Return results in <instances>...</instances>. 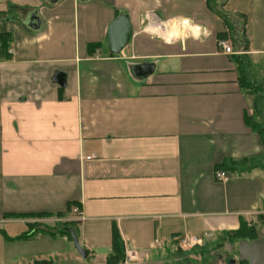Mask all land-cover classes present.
Masks as SVG:
<instances>
[{"label": "crops", "instance_id": "0c3cea01", "mask_svg": "<svg viewBox=\"0 0 264 264\" xmlns=\"http://www.w3.org/2000/svg\"><path fill=\"white\" fill-rule=\"evenodd\" d=\"M226 2L0 0V264H106L114 228L137 264H189L211 243L178 240L204 233L230 255L205 264H264V228L227 241L264 217V146L239 85H264V0L233 15ZM120 16L132 33L112 54ZM228 36L245 43L241 67L218 44ZM58 220L75 222L85 259L45 232Z\"/></svg>", "mask_w": 264, "mask_h": 264}, {"label": "trees", "instance_id": "16d2710c", "mask_svg": "<svg viewBox=\"0 0 264 264\" xmlns=\"http://www.w3.org/2000/svg\"><path fill=\"white\" fill-rule=\"evenodd\" d=\"M220 18L222 19L223 23L227 27V32L229 33V30L231 31V28H234V24L232 23V21H234V18L232 19L230 16L223 15V14L220 15ZM239 40L233 41V45L234 46L241 45V47H243V49H246L244 41L241 40V42H239ZM242 44H243V46H242ZM236 59H237L238 66H240L244 62L239 56ZM247 82H248L247 78L244 75H242V74L239 75V85L242 89L247 88V84H248ZM247 123H248V125H250L249 122H247ZM257 133L262 136V142H263V146H264L263 135L261 134L260 130H257ZM69 212H71V206L67 207V213H69ZM55 216L58 218H61L64 215L63 214H56ZM29 217H32V218H36V217L48 218V217H50V215L49 214H36V215H31ZM259 217H261V216H259ZM261 224H262V226H264V221H262ZM74 225H75L74 222H68V223L64 222V223H61L59 225V227L55 228L54 230L50 229V228H45L44 230L48 234V236H51V237H55L56 235L65 236L69 240H71L68 231L72 230L74 232L76 230ZM256 227L257 226L254 224L246 223L243 221L240 223L238 230L227 235V241L228 240L229 241L234 240V239L254 240L258 237ZM35 233H38V232L36 231ZM111 249H112V252L107 257L106 264H118L123 259L124 253H123V243L121 241L120 235H119L116 228L112 229V232H111Z\"/></svg>", "mask_w": 264, "mask_h": 264}, {"label": "rangeland", "instance_id": "374dc122", "mask_svg": "<svg viewBox=\"0 0 264 264\" xmlns=\"http://www.w3.org/2000/svg\"><path fill=\"white\" fill-rule=\"evenodd\" d=\"M220 1V0H218ZM226 1V0H224ZM229 0H227L226 4H225V9L226 11L232 13L231 15L234 14V8L238 5V3L236 2V0H230V2H228ZM235 19V18H234ZM223 40V39H221ZM226 40V39H225ZM242 59V57H240ZM244 61V59H242ZM243 64L240 65V67L242 66ZM247 91L248 93L251 94V97L254 98V102H253V105L251 104V106L253 107L252 108V111H253V125L254 127L257 129V130H260L261 134L263 135L264 137V85H257V86H252L249 82H247ZM56 217V216H55ZM64 217V216H63ZM36 218H40V217H36ZM58 218V217H56ZM41 219H44L43 217ZM60 219V218H58ZM264 221V217H259V216H254L253 219H251V222H254L252 224L258 226L259 228L263 229L264 226H262L261 222ZM72 222V221H71ZM54 223V222H53ZM57 223L56 225L49 223L50 226H45L44 228H48V227H59V225L61 223H64V221H57L55 222ZM68 223V222H66ZM75 223V222H74ZM42 223H37V222H32L30 223V227L31 228H35L36 226H39L41 225ZM52 227V228H53ZM56 227V228H57ZM50 228V229H52ZM214 239V236L211 240L207 241L205 244H207L208 242L211 243L209 245H207V247L205 249H203L202 251H200L198 253V255H196L195 258H192L194 259L193 261H189V264H205V262L207 260H212L215 258L214 255H216L218 253V255L221 257V256H224V255H227L228 252L223 250L221 252H218L216 250V245L214 246L213 243H212V240ZM199 258H198V257ZM227 256H230V255H227ZM198 260H197V259ZM183 264V263H182Z\"/></svg>", "mask_w": 264, "mask_h": 264}, {"label": "built area", "instance_id": "2783aa9c", "mask_svg": "<svg viewBox=\"0 0 264 264\" xmlns=\"http://www.w3.org/2000/svg\"><path fill=\"white\" fill-rule=\"evenodd\" d=\"M184 23H181V28H183ZM236 41L238 39H235ZM231 36H229L226 40H219L218 44L223 50V54L226 56H240L243 50L238 49V51H234L233 49L240 47L241 45L234 46ZM240 42V40H239ZM240 44V43H239ZM244 52V51H243ZM215 181L217 182H226L228 180V176L223 171H216L214 173ZM71 213L75 215L76 220H83V217L80 215L79 209L72 208ZM213 238L212 233H204L200 236H186L182 237L178 240L177 247L181 252H192L195 248H202L205 246V243ZM123 259L118 264H137L141 259V252L135 250H129L127 248L123 249Z\"/></svg>", "mask_w": 264, "mask_h": 264}, {"label": "water", "instance_id": "95a60500", "mask_svg": "<svg viewBox=\"0 0 264 264\" xmlns=\"http://www.w3.org/2000/svg\"><path fill=\"white\" fill-rule=\"evenodd\" d=\"M57 1L59 0H51L52 3H56ZM31 21H35V24L30 23L29 28L36 30L39 27L38 20L36 17H33L31 18ZM131 33V26L126 17L120 16L111 22L107 32V45L109 52L112 54L118 53L128 43ZM68 232L75 250L81 258L85 259L86 252L79 246L77 236L72 230H69ZM226 264H236V262L233 259H229L226 261Z\"/></svg>", "mask_w": 264, "mask_h": 264}, {"label": "bare ground", "instance_id": "6f19581e", "mask_svg": "<svg viewBox=\"0 0 264 264\" xmlns=\"http://www.w3.org/2000/svg\"><path fill=\"white\" fill-rule=\"evenodd\" d=\"M184 27V26H183ZM185 29H186V27H184ZM183 28V29H184ZM177 27H175L172 31H170V32H167V35H166V37L167 38H169V37H174L175 35H176V33H177ZM156 31H157V29H156ZM162 34V33H161ZM159 35V34H158Z\"/></svg>", "mask_w": 264, "mask_h": 264}]
</instances>
